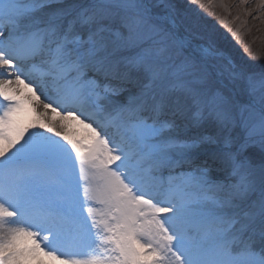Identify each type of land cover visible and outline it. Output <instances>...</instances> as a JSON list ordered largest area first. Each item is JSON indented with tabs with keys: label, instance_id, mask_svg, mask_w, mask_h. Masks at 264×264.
I'll return each instance as SVG.
<instances>
[{
	"label": "snow or ice",
	"instance_id": "snow-or-ice-1",
	"mask_svg": "<svg viewBox=\"0 0 264 264\" xmlns=\"http://www.w3.org/2000/svg\"><path fill=\"white\" fill-rule=\"evenodd\" d=\"M0 264H264V71L174 0H0Z\"/></svg>",
	"mask_w": 264,
	"mask_h": 264
},
{
	"label": "rangeland",
	"instance_id": "rangeland-1",
	"mask_svg": "<svg viewBox=\"0 0 264 264\" xmlns=\"http://www.w3.org/2000/svg\"><path fill=\"white\" fill-rule=\"evenodd\" d=\"M226 0H222L224 4ZM179 12L197 38H211L225 56L254 72L264 71V11L259 0H231L227 10L219 7L204 11L193 0H174Z\"/></svg>",
	"mask_w": 264,
	"mask_h": 264
},
{
	"label": "bare ground",
	"instance_id": "bare-ground-1",
	"mask_svg": "<svg viewBox=\"0 0 264 264\" xmlns=\"http://www.w3.org/2000/svg\"><path fill=\"white\" fill-rule=\"evenodd\" d=\"M225 3H226L227 6H230L231 5V0H226Z\"/></svg>",
	"mask_w": 264,
	"mask_h": 264
}]
</instances>
